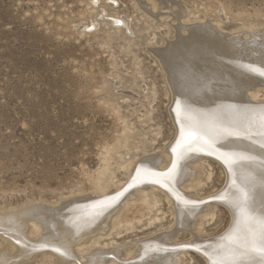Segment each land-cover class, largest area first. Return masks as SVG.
<instances>
[{
    "label": "rangeland",
    "instance_id": "1",
    "mask_svg": "<svg viewBox=\"0 0 264 264\" xmlns=\"http://www.w3.org/2000/svg\"><path fill=\"white\" fill-rule=\"evenodd\" d=\"M178 2L189 8L187 23L222 9L234 27H264V0ZM169 13H147L135 0H0L1 212L103 195L123 187L144 155L165 153L174 127L152 49L174 35ZM113 17L120 23L113 25ZM192 166L195 173L183 188L199 199L222 190L225 172L216 160L206 157ZM207 205L192 230L204 239L219 237L230 213L221 203ZM115 215L96 247L123 251V264H131L138 243L174 225L172 206L155 187ZM190 238L182 231L175 241L185 245ZM180 258V264H205L190 248ZM32 262L57 259L45 249Z\"/></svg>",
    "mask_w": 264,
    "mask_h": 264
},
{
    "label": "bare ground",
    "instance_id": "2",
    "mask_svg": "<svg viewBox=\"0 0 264 264\" xmlns=\"http://www.w3.org/2000/svg\"><path fill=\"white\" fill-rule=\"evenodd\" d=\"M135 1L147 13L166 9L175 23L172 39L152 49L169 90L173 141L164 154L144 155L139 159L126 184L119 189L103 195L68 198L56 204L35 202L0 211V237L5 241L0 264L23 261L31 264L34 253L45 249L57 259L56 264L122 262L123 251L98 248L96 241L111 229L115 214L123 205L151 187L160 189L167 197L174 213V225L138 243L131 264H180V255L186 248L200 254L205 264H212L218 252L227 251L221 245L227 243L224 237L234 229L237 217L234 208L225 201L236 199L238 189L249 192V205L255 215L264 211V147L261 146L264 126L260 119L264 116V75H260L264 71V27H234L222 9L213 12L214 15L205 10L204 21L187 23L189 8L178 0ZM118 23L119 18L113 17L112 24ZM253 68L257 71H252ZM189 128L203 139L188 141L182 137V129L186 133ZM225 128L240 134L227 136L223 132ZM228 152L243 153L253 159L239 162L230 172L222 155ZM206 157L222 166L226 182L216 195L199 199L183 186L195 173L192 164ZM208 201L225 206L230 213V225L221 236L204 239L192 228ZM182 231L191 233L190 243H176ZM245 264L264 262L255 255L252 261L246 258Z\"/></svg>",
    "mask_w": 264,
    "mask_h": 264
},
{
    "label": "snow or ice",
    "instance_id": "3",
    "mask_svg": "<svg viewBox=\"0 0 264 264\" xmlns=\"http://www.w3.org/2000/svg\"><path fill=\"white\" fill-rule=\"evenodd\" d=\"M251 70L257 71L255 68ZM260 75H264V71H261ZM260 119L262 126H264V116H261ZM223 132L227 136L240 134L227 128ZM182 137L188 141L203 139L202 135L195 133L191 128L186 133L182 129ZM261 146L264 147V145ZM222 155L230 172L232 167L239 162L253 159V157L243 153L228 152ZM237 191L239 196L236 199L225 201L234 208L237 217L234 229L224 237L227 243L221 245V248H226L227 251L223 254L218 252L217 259L213 260L212 264H245L246 258L252 261L255 255H259L261 261L264 262V211L259 216L255 215L249 205V192L246 189H238ZM57 251L59 250L57 249Z\"/></svg>",
    "mask_w": 264,
    "mask_h": 264
}]
</instances>
